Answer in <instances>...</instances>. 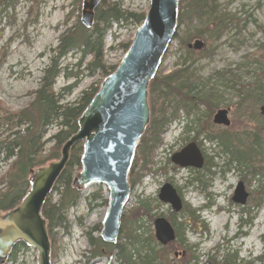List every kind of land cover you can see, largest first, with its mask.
Here are the masks:
<instances>
[{"label": "rangeland", "instance_id": "1", "mask_svg": "<svg viewBox=\"0 0 264 264\" xmlns=\"http://www.w3.org/2000/svg\"><path fill=\"white\" fill-rule=\"evenodd\" d=\"M81 1L0 0V107L20 110L32 100L30 92L36 90L60 35L80 17ZM115 1L128 12L144 15L150 0ZM200 16L178 22L158 71L164 75L188 66L195 79L213 87L217 105L212 109L199 105L187 112L178 109L175 119L161 134L162 142L147 163V171L140 169L142 162L136 160L135 151L132 164H136L133 173L130 170L128 174L132 191L122 210L117 240L111 244L115 247L109 253L100 244V253L92 254L96 249L92 243H96V239L109 244L103 242L99 234L108 207L107 186L94 183L78 189L81 198L68 211L69 227L55 229L52 233L51 264H121L118 250L124 246L123 217L126 220L141 200L149 202L150 213L138 220L137 224L140 222L142 227L137 233L151 238L150 243L158 250L163 263L204 264L207 261L214 264L229 256L234 261L237 256L244 261L261 256L263 261L264 118L258 107L264 101V0H212ZM137 27L129 18L113 23L106 30L102 42L107 65L119 63L125 53L121 44L129 46ZM196 39L203 43L201 50L188 47ZM78 56L68 53L62 59L61 65L68 66L69 76L59 74L54 84L55 91L74 84L65 94V101H76L81 91L90 85L99 87L104 77L82 71L83 65L77 67ZM89 58L90 55L84 62ZM228 70L231 72L227 74ZM219 108H229L231 123L227 128L212 122ZM47 130L43 139L54 134L56 127L52 125ZM7 131L6 126L0 127V138L5 137ZM211 134L222 135L234 145L258 152L253 164L257 168L254 178L249 181V176L227 163L232 155L217 138L209 140L207 137ZM193 140L207 161L204 169L181 167L171 160L173 153ZM52 144L53 141H49L45 145L44 153ZM8 162L0 156V178L7 171ZM238 180L246 185L249 196L243 206L231 200ZM164 183H171L184 201L186 206L179 212L157 198ZM7 186V181L0 182L1 191H6ZM59 189L58 185L51 192L53 201L58 198ZM206 201L216 208L215 212L203 209ZM257 201L258 206L255 205ZM159 216L169 221L178 234L166 245H160L154 236L153 220ZM132 221L127 220L125 226ZM36 254L34 247L25 244L14 247L4 264H36ZM140 260L141 254H133L132 264H142Z\"/></svg>", "mask_w": 264, "mask_h": 264}, {"label": "trees", "instance_id": "2", "mask_svg": "<svg viewBox=\"0 0 264 264\" xmlns=\"http://www.w3.org/2000/svg\"><path fill=\"white\" fill-rule=\"evenodd\" d=\"M182 1L185 2L182 4ZM211 2L212 0H180L178 22L182 23L193 19V17H201L200 15L205 8L210 7ZM94 10V22L91 27L86 28L79 19H76L75 24L62 32L58 45L52 50L53 56L43 70L36 90L30 92L32 100L28 105L15 111L0 107V127L6 126L8 129L6 136L0 138V156L2 160L9 161L7 171L0 178V182L7 181L8 185L6 191L0 190V209L2 211L18 204L29 185L27 183L29 168L38 167L59 158L60 146L70 134L77 130L80 113L98 89L97 85H90L89 88L81 91L76 101H65V94L74 87V84H68V86L55 91L54 84L59 74L62 73L66 78L69 76L68 66L61 65L62 59L68 53H73L76 57L79 54L75 65L77 67L83 65L82 71H90V73L100 74L102 77L108 75L115 66H109L104 61L102 39L106 30L113 23L126 21L129 18L137 26L143 20L142 13L128 12L121 8L120 3L115 0H100ZM121 46L126 50L128 44L124 43ZM88 55H90L89 60L84 62ZM188 68V66L178 67L164 75L158 71L150 81L148 104H150L151 115L148 126L136 146L135 157L136 160H141L140 169L142 170L149 169L147 163L152 160V155L162 142L161 134L166 130L168 123L175 119L178 109H184L187 112L197 109L199 105L210 109L217 105L218 101L214 99L216 94L213 87L205 86L197 77L195 79ZM230 72L228 70L227 74ZM262 74L264 75V70ZM52 125L56 127V132L48 139H43L48 127ZM207 138L209 140L217 138L219 143H223L224 150L232 155L227 163L234 164L236 169L249 176V181L254 178L257 168L253 167V164L255 156L258 155L255 149L252 152L248 147L234 145L232 140L222 135L211 134ZM49 141H53V144L47 149V153H44L45 145ZM255 141L258 143L256 139H254ZM81 154L82 141L72 146L68 164L62 169L61 175L52 188L53 191L59 185L58 198L53 201L50 193L43 203L42 215L46 219L48 236L52 245L54 244L53 231L55 229L66 230L69 227L67 224L68 211L76 206L81 198L79 190L71 182L73 175L80 169ZM135 164H132L130 168L132 173ZM261 189L264 196V187ZM148 210L149 202L141 200L138 207L128 214L126 220L123 217L124 246H120L122 250L120 248L118 250V260L121 264H132V257L135 253L139 256L141 254L142 264H165L162 259L160 260L157 254L158 250L150 243L151 238L142 237L140 233H137L139 227H142V224H139L140 222L137 224V222L141 216L149 215L150 211ZM188 211L190 212L189 209ZM130 219L133 220L132 223L128 227L125 226L127 220L129 222ZM177 236L178 234H176ZM92 244L96 248L93 249V255L100 253V244L103 245L102 248L106 247L105 250L108 253L115 247L103 244L100 239H96V243ZM21 245H24L22 241L14 247ZM231 258L232 256L227 257L226 262L231 264Z\"/></svg>", "mask_w": 264, "mask_h": 264}, {"label": "water", "instance_id": "3", "mask_svg": "<svg viewBox=\"0 0 264 264\" xmlns=\"http://www.w3.org/2000/svg\"><path fill=\"white\" fill-rule=\"evenodd\" d=\"M99 1H81L79 21L86 28L94 22V9ZM178 2L149 1V9L125 53L116 67L100 80L97 91L78 117L77 130L61 145L59 158L29 168V185L18 204L6 211L0 209V264L6 263L12 248L21 241L36 249V264H51L52 248L42 207L62 169L68 164L72 146L81 141L80 169L71 182L77 189L94 183L107 186L108 207L99 234L106 243L116 242L122 210L132 191L128 174L136 146L150 120L149 84L177 31ZM202 45V41L196 39L188 47L200 50ZM259 112L264 117V104L259 107ZM212 122L230 125L227 111L219 108ZM171 156L175 164L184 167L200 168L203 163V156L194 142H188ZM159 189L158 199L179 211L181 199L175 188L164 183ZM247 194L245 185L238 181L232 201L243 205ZM154 232L160 244H167L175 237L173 227L161 216L154 220ZM204 264L212 263L206 261Z\"/></svg>", "mask_w": 264, "mask_h": 264}, {"label": "flooded vegetation", "instance_id": "4", "mask_svg": "<svg viewBox=\"0 0 264 264\" xmlns=\"http://www.w3.org/2000/svg\"><path fill=\"white\" fill-rule=\"evenodd\" d=\"M203 46V45H202ZM201 49H202V47H201ZM200 49V50H201ZM261 106V105H260ZM259 106V107H260ZM258 107V108H259ZM226 111H227V115H228V113H229V108H224ZM263 117V116H262ZM213 118V117H212ZM264 118V117H263ZM231 123V122H230ZM217 125H219V124H217ZM220 125H223V124H220ZM223 126H225V125H223ZM230 125H228V126H225V128H227V127H229ZM263 131H264V129H263ZM189 142H196V141H189ZM186 145V144H185ZM195 145H197V147H198V143H195ZM183 148V147H182ZM198 150L200 151V154L203 156V163H202V165H201V169H204L205 167H206V164H207V161H206V159H205V156L202 154V152H201V150H200V148L198 147ZM178 166H180V165H178ZM181 167H184V166H181ZM187 168H193V169H195V170H198V169H200V168H196V167H194V166H188ZM263 171H264V169H263ZM151 173V172H150ZM238 181H241L242 183H243V181L242 180H238ZM237 181V182H238ZM236 182V183H237ZM171 184V183H170ZM236 185V184H235ZM235 185H234V188H235ZM243 185H244V183H243ZM162 186V185H161ZM160 186V187H161ZM171 186H172V184H171ZM173 187V186H172ZM132 188V187H131ZM174 188V187H173ZM201 188H203V187H201ZM234 188H233V191H234ZM245 189H246V185H245ZM175 190H176V188H175ZM159 191H160V189H159ZM247 191V190H246ZM203 192H204V190H203ZM159 193V192H158ZM176 193H177V195H178V197H179V194H178V192H177V190H176ZM247 193H248V191H247ZM204 194L206 195V193L204 192ZM233 194V193H232ZM232 196V195H231ZM247 196H248V194H247ZM249 197V196H248ZM247 197V198H248ZM157 198H158V195H157ZM179 199H181L180 197H179ZM160 200V199H159ZM231 200H232V197H231ZM163 201V200H162ZM246 201H247V199H246ZM245 201V202H246ZM258 202V201H257ZM255 202V205L256 206H258L260 203L258 202ZM166 203H168V202H166ZM239 204V203H238ZM170 205V207H171V204H169ZM241 205V204H240ZM244 205V204H243ZM243 205H241V206H243ZM186 205H185V203H184V201L181 199V208H184ZM203 209H207L210 205H209V203L206 201V202H203ZM181 208L179 209V211L181 210ZM172 209V208H171ZM173 210V209H172ZM173 211H175V210H173ZM179 211H175V212H179ZM162 217V216H161ZM157 218V217H156ZM155 218V219H156ZM154 219V220H155ZM154 220H153V222H154ZM166 220V219H165ZM167 221V220H166ZM169 222V221H168ZM170 223V222H169ZM171 226H172V224H170ZM173 227V226H172ZM173 230H174V228H173ZM154 236H155V232H154ZM176 238V231H175V237H174V239ZM156 239V238H155ZM173 239V240H174ZM157 241V240H156ZM172 241V240H171ZM158 242V241H157ZM159 243V242H158ZM169 243H171V242H169ZM110 245L112 244V243H109ZM168 244V243H167ZM161 245V244H160ZM162 245H166V244H162ZM176 256V255H175ZM235 260V259H234ZM233 259L231 260V264H264V259H263V261L261 260V256H258V258H250L249 260H247V261H244V260H240L239 259V257L237 256L236 257V261H234ZM262 261V262H261ZM214 264H229V263H227L226 262V260H220V261H216Z\"/></svg>", "mask_w": 264, "mask_h": 264}]
</instances>
